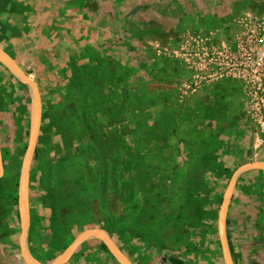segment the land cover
<instances>
[{"label": "rangeland", "instance_id": "374dc122", "mask_svg": "<svg viewBox=\"0 0 264 264\" xmlns=\"http://www.w3.org/2000/svg\"><path fill=\"white\" fill-rule=\"evenodd\" d=\"M63 1L61 8L51 0L48 11L65 21L51 28L52 52L38 50L34 59L31 78L44 103L31 145L32 82L13 70L19 89H0V110L12 117L2 139L0 239L15 227L19 244L12 252L0 241V264H12V253L20 264L49 254L31 250V204L41 207V238H55L60 249L85 227H100L121 246L139 239L149 261L158 254L160 264H226L224 209L236 169H264V123L247 105L245 81L213 71L236 36L264 39V0H177L179 9L171 0H124L126 9L116 11L108 0L101 9L97 0ZM237 136L246 157L227 153Z\"/></svg>", "mask_w": 264, "mask_h": 264}, {"label": "crops", "instance_id": "0c3cea01", "mask_svg": "<svg viewBox=\"0 0 264 264\" xmlns=\"http://www.w3.org/2000/svg\"><path fill=\"white\" fill-rule=\"evenodd\" d=\"M49 1L0 0V49L20 67L24 75L29 74L30 78L33 74H36L37 61H34V59L36 60L38 57L36 56L38 50H43L45 53L52 52V42L54 41L51 37L55 31L51 28L57 27L58 23H61L59 26L65 23L63 20L53 19L51 12H48L56 4H59L58 7L62 8L64 1L57 0L56 4L51 0ZM97 1L98 9H101V2L100 0ZM124 2V0H108L110 6L107 9L114 11L126 9ZM171 3L175 9H179L175 6L177 0H171ZM159 7L160 10L163 8ZM53 22H56V24L54 25ZM47 43L48 46H46ZM37 44H40L42 48L39 49L36 46ZM0 64L2 65V67L0 66V89L5 88V86L9 88L11 86L15 88L16 86V89H19L20 81L16 78L13 70L1 60ZM30 78L29 80L34 84L33 77ZM27 100L29 101L28 98ZM39 102L41 105L40 96ZM0 104L3 105L2 102ZM235 104L234 107L237 108V102ZM10 115L11 112L8 110H0V180L5 172L4 143H2V139L7 137L5 132L6 125L11 122ZM241 139L243 138L238 136L232 137L225 146L228 154H235L238 157L247 156L248 146L246 142L240 141ZM236 170L234 190L224 209V211H227V223L223 224L221 230L225 245V261L227 264V257H229L232 264H264V169L250 167L242 171ZM11 213L16 214L17 218L20 217L19 202L15 204ZM40 218V205L33 206L31 204L29 230L30 240L33 241L31 250L36 251L37 254H40L38 252L41 250L49 251V254L45 257L37 256L33 264H54L57 260H59L58 264H126L117 256L116 249L124 256L127 264H154V261H156L155 264H160L158 263L160 259L158 254H156L155 259L152 258L149 261L147 253L151 250L143 248V244L139 242V239L127 238L125 245L121 246L114 241V234L110 229L100 227H85L80 232V238L73 239L74 241H71L68 245L63 244L61 249L58 245L59 242L54 240L55 238L47 237L46 244L41 238V234L36 230ZM8 231L9 233H5V242L2 239L0 241L2 240L8 246L10 245L12 252H15V247L19 245L17 229L13 227L12 230ZM101 234L103 237L100 236ZM107 239L111 244L108 243ZM193 240V243L197 245L196 241L198 239L194 237ZM206 240L205 237L204 248H207ZM12 254L13 256L6 257V260L12 264H20L14 257L15 254ZM169 264L172 263L169 262Z\"/></svg>", "mask_w": 264, "mask_h": 264}, {"label": "built area", "instance_id": "2783aa9c", "mask_svg": "<svg viewBox=\"0 0 264 264\" xmlns=\"http://www.w3.org/2000/svg\"><path fill=\"white\" fill-rule=\"evenodd\" d=\"M263 37L236 36L235 48L225 49L219 58L214 75L238 77L245 81L244 91L252 114L261 115L264 123V52L259 49Z\"/></svg>", "mask_w": 264, "mask_h": 264}, {"label": "bare ground", "instance_id": "6f19581e", "mask_svg": "<svg viewBox=\"0 0 264 264\" xmlns=\"http://www.w3.org/2000/svg\"><path fill=\"white\" fill-rule=\"evenodd\" d=\"M0 60L6 65L8 66L10 69H13L15 67L14 62L8 57V55L6 53H4L2 50H0ZM32 94V93H31ZM35 94V93H34ZM35 101H37L36 98V94H35ZM31 126L37 127L38 125V121H39V116H38V102H37V107H36V103L34 104V106L32 107V115H31ZM32 144V143H31ZM28 154H25V159H24V164H23V169H22V180H26L27 176H28V169H29V162L28 160L30 159V156L26 158ZM22 211L23 213L26 212V204L25 201L22 205ZM223 214V213H222ZM222 217V215H221ZM222 221V218H221ZM106 237V236H105ZM111 244V243H110ZM115 252L117 253V256L124 262L127 264L126 259L124 258V256L116 249ZM59 260H57L55 263H57ZM34 264H38V263H34ZM58 264V263H57ZM227 264H232L231 260L229 257H227Z\"/></svg>", "mask_w": 264, "mask_h": 264}, {"label": "water", "instance_id": "95a60500", "mask_svg": "<svg viewBox=\"0 0 264 264\" xmlns=\"http://www.w3.org/2000/svg\"><path fill=\"white\" fill-rule=\"evenodd\" d=\"M1 50V49H0ZM10 58V57H9ZM11 59V58H10ZM12 60V59H11ZM13 61V60H12ZM15 67L12 69L15 71V73L20 76L24 82H31L28 78V76L24 75L20 70H18L16 64L14 63ZM33 84V83H32ZM35 90H34V93L36 94V98L38 100V107L41 106L40 105V102H39V94H38V90L36 88V86L33 84ZM40 113H41V108L39 109L38 108V116H39V120H40ZM38 124H39V121H38ZM38 127V125H37ZM37 127H32L31 126V129H30V141H29V144L31 145L32 143V139H31V134L37 129ZM29 145V146H30ZM28 172H29V169H28ZM24 182V201H25V204H26V212L24 213V216H25V219H24V224H23V228H22V238H21V247H22V250L24 251V248H23V242H22V239L24 237V232H25V229H26V222H27V218H28V215H29V209H28V176L26 178V180L23 181ZM101 236L103 237V235L101 234ZM24 255V253H23ZM25 256V255H24ZM28 264H33V263H30L29 261H27Z\"/></svg>", "mask_w": 264, "mask_h": 264}, {"label": "trees", "instance_id": "16d2710c", "mask_svg": "<svg viewBox=\"0 0 264 264\" xmlns=\"http://www.w3.org/2000/svg\"><path fill=\"white\" fill-rule=\"evenodd\" d=\"M26 74H28V73H26ZM27 76L29 77V74H28ZM29 78H30V77H29ZM30 79H31V78H30ZM229 82H230V81H229ZM231 82H232V81H231ZM231 82H230V83H231ZM34 84L36 85L35 82H34ZM233 84H235V85L237 86V83H234V82H233ZM36 88H37V90H38V94H39L40 99H41V105L43 106L44 98H43L42 94L40 93V91H39L37 85H36ZM238 88H239V86H238ZM41 113H42V110H41ZM28 129H29V126H28V127L26 128V130H25L26 134L28 133ZM37 156H38V150H37V145H36V147H35V149H34V152H33V156H32V165H33L34 161L36 160ZM4 165H5V164H4ZM31 181H32V178H30V183H31Z\"/></svg>", "mask_w": 264, "mask_h": 264}]
</instances>
